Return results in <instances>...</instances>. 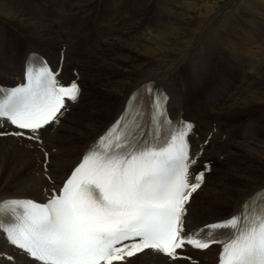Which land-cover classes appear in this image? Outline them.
Instances as JSON below:
<instances>
[{
    "label": "bare ground",
    "instance_id": "bare-ground-1",
    "mask_svg": "<svg viewBox=\"0 0 264 264\" xmlns=\"http://www.w3.org/2000/svg\"><path fill=\"white\" fill-rule=\"evenodd\" d=\"M42 1L52 2L56 23L39 17V10L31 13L32 0L0 2V79L20 81L17 68L23 70L25 56L38 47L61 69L60 79L68 82L75 77L74 69L79 72L81 99L58 125L41 129L42 145L0 137V200L28 196L46 201L119 113L124 99L145 80L155 78L174 94L175 113L182 108L204 122L202 134L194 138L193 170L216 159L189 205L187 227L228 216L264 186V19L260 18L264 0L233 2L223 13L215 11L221 0H191L185 6L180 0H117L121 8L112 13L110 25L98 21L93 8L101 2L109 7L111 0ZM14 29L33 45L12 34ZM184 50L186 62L176 66L171 59ZM213 85L216 89L211 91ZM3 130L13 128L5 123ZM226 133L225 146H215ZM200 195H204L201 200ZM177 251L190 259L172 260L146 249L114 264H215L218 250L184 247ZM0 264L42 263L6 245L0 233Z\"/></svg>",
    "mask_w": 264,
    "mask_h": 264
},
{
    "label": "snow or ice",
    "instance_id": "snow-or-ice-1",
    "mask_svg": "<svg viewBox=\"0 0 264 264\" xmlns=\"http://www.w3.org/2000/svg\"><path fill=\"white\" fill-rule=\"evenodd\" d=\"M60 72L35 53L26 58L23 82L0 87V121L13 128L0 137L42 145L41 129L58 125L68 111L66 101L75 103L82 93L78 78L65 85ZM144 94L151 97L147 131L129 112L140 111ZM167 99L151 83L137 89L45 203L0 200V231L9 242L42 264H114L145 249L190 259L177 250L215 243L221 245L220 264H264V199L261 206L248 200L226 220L185 231V205L211 168L206 164L190 173L197 162L189 142L194 125L171 121Z\"/></svg>",
    "mask_w": 264,
    "mask_h": 264
},
{
    "label": "rangeland",
    "instance_id": "rangeland-1",
    "mask_svg": "<svg viewBox=\"0 0 264 264\" xmlns=\"http://www.w3.org/2000/svg\"><path fill=\"white\" fill-rule=\"evenodd\" d=\"M181 2H183L182 3V5L181 6H185V4H187V3H189V2H191V0H180ZM249 0H221V1H219V5L218 6H216V9H215V11H218L219 13H223V12H225L226 11V8H227V6L228 5H230L231 3H233V2H236V3H238V2H248ZM251 1H253V0H251ZM0 2H2V0H0ZM186 2V3H185ZM32 3L34 4L33 5V7H32V9H31V13H35L36 12V10H39V11H37L39 14H40V16L39 17H41L42 16V18H50V19H53L54 20V22L56 23V21H55V17H54V15L53 14H51V12L53 13V11H52V9H53V6H52V2L51 1H49V2H47V3H44L42 0H32ZM51 3V4H50ZM224 3H225V5H224ZM22 6H24V5H22ZM170 6V5H169ZM46 7V8H45ZM51 7V8H50ZM121 8V5H120V3L117 1V0H111L110 1V6L109 7H106V6H103V3L101 2V4L98 6V7H94L93 8V16L98 20V21H100L102 24H104V25H110L111 24V22H112V13H116L119 9ZM45 10V11H44ZM234 11H235V9H234ZM233 10L230 12V14H234V13H232V12H234ZM27 14H29L32 18H34L35 20H38L37 19V17L34 15V14H31V13H29V12H26ZM42 13H44V14H42ZM194 13V12H193ZM195 14V13H194ZM197 14V13H196ZM49 15H51V17L53 16L54 18H51V17H49ZM240 16L242 15V14H239ZM262 15L260 14V18H262V19H264V17L262 16ZM14 25V24H13ZM221 25H222V23L219 25V26H217V29H219L220 27H221ZM241 26V25H240ZM13 27H15V26H13ZM11 30H12V28H11ZM15 30H18V29H14L13 30V32L15 31ZM12 32V31H11ZM190 35V31H189V33L187 32L186 33V36L188 37ZM190 37V36H189ZM125 40H127L128 41V39H124L123 41H125ZM204 48H208V47H204ZM186 52V50H184V51H182V52H178L176 55H175V57L174 58H172L171 60H173V61H175V62H177V65L176 66H184V64H185V62H186V59L183 61L182 60V58L187 54V52ZM185 53V55H183ZM182 60V61H181ZM159 62H161V61H157V63H159ZM180 64V65H179ZM182 71L180 70L179 71V73H181ZM181 78V77H180ZM211 88H212V90H211ZM211 88H210V90L211 91H213V90H215L216 89V87L213 85V86H211ZM227 95L228 94H226V96H222L221 98H220V101H223L224 99H226V97H227ZM102 99V98H101ZM203 152L201 151L200 152V154H202ZM48 154V153H47ZM56 154L57 155H61V152L60 151H57L56 152ZM39 167V162H36V165H35V169L36 168H38ZM43 168H44V162H43ZM34 169V168H33ZM49 182H51V181H49ZM29 195H31V196H34L35 194H29ZM204 198V195H200L199 196V199L201 200V199H203ZM182 256H183V254H182ZM184 261H186L187 263H191L192 261H188V260H184ZM192 263H195L194 261L192 262ZM195 264H197V263H195Z\"/></svg>",
    "mask_w": 264,
    "mask_h": 264
}]
</instances>
